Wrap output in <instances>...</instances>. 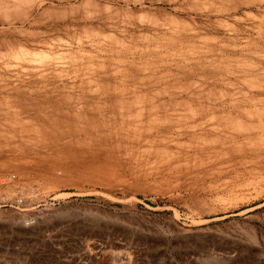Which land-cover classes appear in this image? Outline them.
<instances>
[{
    "label": "rangeland",
    "instance_id": "rangeland-1",
    "mask_svg": "<svg viewBox=\"0 0 264 264\" xmlns=\"http://www.w3.org/2000/svg\"><path fill=\"white\" fill-rule=\"evenodd\" d=\"M24 5L11 8L8 19L0 14L5 19L0 24V132L9 120L29 116L30 127L40 123L41 107L56 101L65 112L72 110L66 116L75 109L82 115L67 118L60 108L58 121L59 108L45 105L41 111L47 109V117L50 109L52 116L41 123L50 122L42 127L52 134L64 128V118L74 122L70 126L65 119V131L80 128L79 120L81 127L96 126L123 111L128 100L138 107L164 103L160 113L170 116L202 108L231 122L237 116L250 121L241 108L236 109L241 116L235 115L243 97L255 96L258 109L264 103V0H35ZM69 101L74 107L64 108ZM10 106L24 111L11 112ZM260 107H253L258 114ZM169 115L159 119V128L168 125ZM50 117L57 125L48 122ZM259 128L253 132L260 139L247 129L240 142L226 146L230 157L224 173L206 179L175 176L153 161L144 167L108 165L105 177L87 176L76 160L64 156L39 158L14 170L0 166V264H264V130ZM170 140H165L168 148ZM229 146L237 147L235 154Z\"/></svg>",
    "mask_w": 264,
    "mask_h": 264
},
{
    "label": "bare ground",
    "instance_id": "bare-ground-1",
    "mask_svg": "<svg viewBox=\"0 0 264 264\" xmlns=\"http://www.w3.org/2000/svg\"><path fill=\"white\" fill-rule=\"evenodd\" d=\"M30 1L33 3L35 0H0V14H4L3 17H5V18L10 17V16L6 17V15L11 8H12V10H13V8H15L17 10V8L22 7L25 3L30 2ZM41 1H43V0H41ZM28 4L30 5L31 3H28ZM28 7L30 8V6H28ZM31 7H34V6L31 5ZM32 9H30V11ZM28 11H27V13H28ZM10 12H11V10H10ZM1 16L2 15H0V17ZM9 20H10V18H9ZM1 23H5V19H0V24ZM255 89H256V86H255ZM260 89H262V87H260ZM91 94H90V96H91ZM38 97L40 98L41 96H38ZM92 97L93 96H91V98ZM253 97H255V96H253ZM253 97H250V98L248 97L249 99H246V96L243 97L244 99L241 97L242 98L240 100L241 103L238 104V107H235V110L237 108H241V110L239 111L240 113L242 112V110L245 113L246 112L250 113V114H248V116L250 118H247L248 116H246L245 113H244L245 115L241 113L242 115H244L243 119L246 118V120L248 119L250 121L249 122L243 121L241 119L242 116L236 110L237 113L235 115L239 114L241 116V117L237 116L238 119L232 117L235 121L239 120V124H237V122H236V125L233 124L235 122L234 120H233L234 122H231V120L229 121V120H227L228 118H225V120L231 122V123L228 122L229 124H227L226 123L227 121H225L224 119H221L222 117L218 118L216 116L217 114L215 115L213 113L212 114L211 113L208 114L207 112L205 113L201 108V112H196V110H195L194 113L191 112L190 114H189L190 111L189 112L186 111L187 112L186 114H180V113H178L179 111H177V110H176L177 112H175V111L174 112L178 113V114H172L170 116L167 113L170 116L169 121L166 122V123H168V125L166 124V125H163L161 128H159L161 126V125H158L160 118L168 120V115L165 112H164V114L160 113L161 111L164 110V106H162V105H164V103L162 105H160L161 103L158 102L160 104L150 105V106H146V107H142V106L138 107V105L137 106L133 105V101L128 102L129 101L128 100L127 102L125 101L124 104L121 106V109L123 111L117 110V112L113 116H110L113 113V111H111V114H109L110 117L108 118V120H106V118L104 117L105 120L102 119L103 121H101V122L99 121L100 124H98L97 123L98 121L95 122L96 119H94L96 126L89 127V125H90V123H89L88 127H81L84 122L82 123L83 120L80 121L77 117V119L79 121H77V120L76 121L79 124H81L80 128H78L79 125H74V126H76L75 127L76 129L75 128L72 129L74 127L73 126V127H70L71 128L70 131H68V130L65 131L67 129L65 127L68 126V125H65V121H67L68 122L67 124H69L70 126H72L74 124V122H72L73 124L71 125V122L68 121V119H66L64 117L71 118V116H74V114L77 116V114H79L80 112L79 113L77 112V114L74 112H75V110L79 111V109H75L73 112V115L69 114L70 116L69 115L66 116V113H71L72 110H71V112H69L68 111L69 109H68L67 112H65L66 109L63 110V108H61V106L60 107H57L58 105L55 106V104H58V101H56V103L51 104V101H52L51 100L52 95H51V98L48 102L51 104L50 106L52 107L54 105L55 107L59 108L58 109L59 114H60L61 109L63 112H65V116L62 117V118H64V119H62L63 123H60L61 121L59 122L61 124V126H62V124H64V128H63V126L62 127L60 126L61 127V129H60L59 126L58 127L56 126L57 128H59L58 131H54V129H56V127L54 126V124H52V122H56V125L58 123L57 120L53 121L52 118L54 116L52 118L51 117L48 118V122L50 119H52L51 125H53V127H55V128L53 129V127L51 125H50L51 127H49V128L51 130L53 129L54 134H52L50 132V130L42 127V126L48 127L50 122L48 123V125H47V123H46V125H42V123H41L43 121L46 122V118L48 117V115H49L50 111L53 109V107L51 109L50 106H47V104H45L47 106V108L49 107L51 109V110L49 109V113L47 112L48 115L46 117V115H44V114L46 113L47 109L45 112H43L44 109L41 111L42 108H46L45 105L42 104V106L44 105V107H41V109L39 107V109H40V112L44 113L43 116L39 115L40 116L39 117L37 114H35V115H37L35 117H34V114L32 116L34 118L39 117L38 119L37 118L36 119L40 123H38L36 121L37 122L36 124L37 125L40 124V125L35 126L36 125L35 121H32L33 122L32 125L33 124H35V125L30 127V124H28L30 122H28V120H26V119H29V116L25 117V116H23L24 115L23 114L22 116L25 117V119L22 118V119H24L23 121H21V118L19 119V117H18L19 120L16 119L17 118L16 116L18 114L11 113V112H13L12 110H14L15 108L13 107V109H12V106H10L11 112L10 111H8V112H10L11 116H12V114L16 115L14 117H16L15 119H16V121L17 120L18 121L12 122L11 120H9V121L5 120L6 122L4 123L3 126L6 127L7 129H5L3 127V129H5V130L3 132L2 131L0 132V166L3 170H14V169H18V167H21L22 165L32 164V163H34L35 160H38L39 158L49 157V159H53V158L60 159V157L63 158V156H64V158H69V160H71V159L76 160L77 169H79L78 167H80L81 172L88 174L87 176L97 175V177H98V175L100 176V173L102 176H104L105 174L107 175L108 174L107 172L109 171L108 165L115 166L114 168L117 167L116 164L119 166L123 165L125 168H126V164H129V165L136 164V166H138V167H141V166L144 167V166H146L147 163H149V162L151 163V161L158 163L159 165H161V167L163 166L167 169L173 170L175 176H177L175 174V172H176L179 177L182 176L184 178H188V179H192V180H199L201 178L206 179V178L212 177L216 174H217V176H220V175H222V173H224L225 168L228 165L227 163H229L228 160L230 157V152L228 150L229 148L227 149L226 146H228L230 144H233L235 146V142L238 139L241 140V138H239V137L241 135L243 136V133L246 132L247 129H249V131L253 132V130H254V132H256V131H258V128L260 127V128H262L261 129L262 131L264 130L263 119L258 120L261 118V116H263V118H264V110H263L264 107L262 109L263 113L260 114L261 111H259V114H258V112H256V110L258 109L257 105H256L258 103H256V102L259 101L258 98H260L262 100V97H256V99L258 101H255V99H253ZM30 98H32V97H30ZM34 98H33V100H34ZM46 98H47V96H45V98H43V101L44 100L46 101ZM53 98H54V96H53ZM59 98H61V97H59ZM67 98H69V97H67ZM72 98H74V97H72ZM25 99L27 100V98H25ZM56 99H57V97H56ZM119 99H120V97H119ZM171 99H172V97H171ZM236 99H239V98H236ZM57 100H60V99H57ZM61 100H62V98H61ZM69 100L72 101V99H69ZM113 100H114V98H113ZM113 100H110V101H113ZM66 101H68V99ZM71 101H69V103L64 108H66L69 104L72 106V103H73V107H74V102H75V105L77 106L76 100L74 102H71ZM84 101L86 104L87 99L84 98V100L82 102L83 104H84ZM99 101H97V102L101 104V102H99ZM262 101L264 102V100H262ZM17 102H19V101H17ZM17 102L14 101L13 103L18 104ZM62 102H64V101L63 100L60 101V103L63 105L66 103V102L65 103H62ZM93 102H94V100H93ZM97 102H96V104L98 105ZM152 102H154V101H152ZM230 102H232V101H230ZM230 102H229V104H230ZM13 103H12V105H13ZM22 103L19 102V104H22ZM28 103H29V101H28ZM40 103H42V101H40ZM40 103H37V106ZM79 103H80V101H79ZM87 103H88V101H87ZM102 103H104V102L102 101ZM106 103H107V101L104 104L106 105ZM167 103H169V102H166V104ZM238 103H239V101H238ZM33 104H36V103L34 102ZM234 104H236V103H234ZM260 104L258 105V107L261 109L260 106H263L264 103H263V105L262 104L260 105ZM8 105H9V103H8ZM8 105H6L5 107H7ZM10 105H11V103H10ZM99 105L97 107H99ZM21 106H24V105H21ZM33 106L37 107L36 105H33ZM255 106H256V110L253 108ZM2 107L4 108V105ZM82 107L83 108H80V109H82V111H83L84 106H82ZM106 107L109 108V106H107V105H106ZM131 107H133L134 109L136 108V109L135 110L130 109ZM103 108H104V106H103ZM6 109H8V107ZM6 109H3V110H6ZM17 109H18V106H17ZM24 109H26V108H24ZM31 109H28V110L26 109V110L28 112L33 111ZM92 109H93V107H92ZM92 109H91V111H92ZM99 109H100V107H99ZM170 109L172 110L174 108H170ZM212 109L213 108H211V111H212ZM252 109H253L254 113H253ZM260 109H258V110H260ZM0 110H2V109L0 108ZM20 110H22V109H20ZM94 110H93V112H94ZM107 110L108 109H106V112L104 114L109 112ZM14 111H18V110H14ZM23 111L24 110H22L20 113L22 114ZM36 111L39 112L38 109ZM86 111H89V110H86ZM230 111H234V109L233 110L230 109ZM129 112H132V113H129ZM157 112H158V114H156ZM82 113L88 114V112H85V109H84V112H82ZM255 113H257L256 115H258V116L261 115L260 118L255 115L258 119H255V118L251 119L252 114L254 116ZM21 114H19V115H21ZM51 114L52 113H50L49 116H52ZM53 115L56 116V113H53ZM63 115H64V113H63ZM88 115H90V114H88ZM88 115L86 116V118L88 117ZM219 115H220V113H219ZM4 116H5V114H4ZM7 116H5L6 119H7ZM57 116H56V118H57ZM94 116H95V114H94ZM105 116H107V114ZM60 117H61V114L59 116L58 121L60 120ZM95 117L97 118V116H95ZM100 117H101V114H100ZM171 117H172V119H171ZM227 117H228V115H227ZM229 117H231V116H229ZM12 118L10 117V119H12ZM56 118L54 117V119H56ZM74 118H76V117H74ZM36 119H34V120H36ZM254 119H255V121L257 120L256 123H255V121H253ZM69 120H71V119H69ZM97 120H99V119L97 118ZM251 120L255 124L254 123L252 124ZM3 122H0L1 125L3 124ZM242 122L245 123V125H243ZM78 123H76V124H78ZM240 123H242L243 126ZM248 123H250V125H252V126L249 127L250 125H248ZM16 124H18V127H20L21 129L17 128ZM85 124L87 125V123H85ZM230 124H232L233 126L230 127L231 126ZM1 125H0V128L2 129ZM148 125H149V127H148ZM151 125H153V127H151ZM83 126H85V125H83ZM227 128L228 129L230 128L232 131L230 130L231 131L230 132L229 130H227ZM260 128H259V130H260ZM68 129H69V126H68ZM162 129H165V130H162ZM159 131H160V134L157 133ZM228 131L230 133H228ZM249 131H247V133H249ZM254 132L251 136L253 138H254V136H256V137L258 136L260 139V133L257 132L254 135ZM173 134H174V136H173ZM50 136H52V137H50ZM249 136L250 135L248 134L247 137H249ZM244 138H245V140L251 139V138H246V137H244ZM165 140H170L167 143H169V142L171 143V141L174 140L173 141L174 146L170 145L171 147L168 148V146H167L168 144L166 145ZM256 140L257 139H255V141ZM246 141H248V140H246ZM246 141H243V142L241 141V142L244 144V143H246ZM250 141L251 140H249L247 143H250ZM237 142H240V141L238 140ZM250 144H252V143H250ZM240 145L243 146L240 143L238 146L237 145L236 146L239 147V149H240V147H241ZM245 145H247V144H244V146ZM247 146L250 147V145H247ZM229 147L232 149V150L230 149L231 153L234 152V154H235V152L237 151L235 149L237 147L236 148L233 147L234 151H233V148L231 146H229ZM153 165L154 164H152V166ZM134 167H135V165H134ZM143 167L141 169H143ZM109 168H110V170L113 169L112 167H109ZM104 169H106V170H104ZM154 169H155V167H154ZM163 169L164 168H162L161 171H163ZM118 170L116 171V174L120 175L119 174L120 170L119 171ZM155 170L158 171L160 169H158V170L155 169ZM132 171H133V169H132ZM164 171H166V170H164ZM111 172H112V170H111ZM134 172H135V170H134ZM109 174H111V173H109ZM169 174L171 175V173H169ZM109 177H110V175H109ZM86 180H88V179H86Z\"/></svg>",
    "mask_w": 264,
    "mask_h": 264
}]
</instances>
